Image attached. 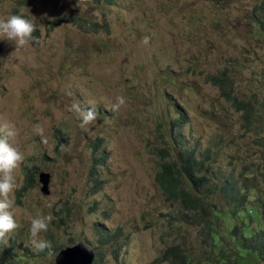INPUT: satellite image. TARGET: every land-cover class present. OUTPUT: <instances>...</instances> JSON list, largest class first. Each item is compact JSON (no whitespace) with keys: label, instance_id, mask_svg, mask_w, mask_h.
I'll list each match as a JSON object with an SVG mask.
<instances>
[{"label":"rangeland","instance_id":"374dc122","mask_svg":"<svg viewBox=\"0 0 264 264\" xmlns=\"http://www.w3.org/2000/svg\"><path fill=\"white\" fill-rule=\"evenodd\" d=\"M21 10L34 19L40 42L16 51L0 36V124L15 123L26 157L13 195L19 240L32 249L24 237L31 219L50 214L53 241H83L104 253L97 264H168L155 258L170 242L171 207L146 141L171 128L177 112L173 94L156 91L167 84L182 93L184 120L173 126L183 143L229 130L242 142L238 113L203 76L229 66L238 92L262 102L254 125L264 116V25L259 33L253 22L264 16V0H0V17ZM117 96L126 104L114 112ZM73 103L94 107L97 120L81 128ZM41 169L50 172L48 193L40 190ZM258 193L254 208L264 214L262 183ZM96 224L115 232V242L102 243ZM53 255L36 263L52 264Z\"/></svg>","mask_w":264,"mask_h":264},{"label":"trees","instance_id":"16d2710c","mask_svg":"<svg viewBox=\"0 0 264 264\" xmlns=\"http://www.w3.org/2000/svg\"><path fill=\"white\" fill-rule=\"evenodd\" d=\"M253 21L264 25V18ZM207 78L218 86L224 100L241 112L250 135L262 134L255 141L264 152V116L254 125L261 105L254 108L245 95L238 94L229 66L207 74ZM172 137L174 142L164 141L153 149L158 158L156 181L176 205L175 210L167 212V234L171 238L159 258L168 264H264V214L254 208L261 202L247 206L249 189L256 181L264 185V159L261 167L244 164L236 169L230 163L219 164L210 145L202 148L199 138L182 143L184 135ZM23 188L18 191L22 193ZM95 228L103 237L102 243L111 239L112 234L103 227L96 224ZM46 238L54 243L52 234ZM52 249L35 253L12 240L9 246L0 245V264H38L37 257L48 256ZM103 255L96 251L94 263Z\"/></svg>","mask_w":264,"mask_h":264},{"label":"clouds","instance_id":"9594fccd","mask_svg":"<svg viewBox=\"0 0 264 264\" xmlns=\"http://www.w3.org/2000/svg\"><path fill=\"white\" fill-rule=\"evenodd\" d=\"M102 1H105L107 3H113L114 0L110 2L107 0H102ZM260 18H264V16L259 14L258 17L253 20H257L260 22ZM260 28L261 26L257 24V29L259 33H260ZM36 31H37V25L34 19L27 17L24 14L23 10H21L19 14H11L7 17H0V36L5 37L7 40L14 42L16 45V51L19 49L28 47L31 43H39L40 42L39 37L34 35ZM148 42H149V38L145 37L144 43L147 44ZM224 66L226 65L223 64L220 66H214L211 70H208L207 72H205L203 79L206 82H209L210 84L214 85L218 89V86L216 84H213L207 78V74L214 73L217 70H220ZM163 75L167 77V73L164 72ZM234 88L238 92V90L236 89V86H234ZM169 94H173V97L175 100H172L170 104L173 110L177 112L176 115L169 118L172 121V126L171 128H168L166 130L159 129V130L153 131L152 133H153L154 140L152 142H150L149 140L146 141V144L148 145L150 152L154 156V160L156 164L154 180L161 191L162 189L156 181V172L158 170V165H157L158 158L153 152L154 146L162 145L164 144V141H167L169 143L174 142V139L172 137L173 134H177L180 136L184 135L181 131H179L177 128L173 126L174 119L176 118L179 119L175 121V123L184 120L183 118L184 97L182 93L179 90L167 84L160 86L156 91V95L160 98L165 95H169ZM218 94L224 100V98L220 95L219 91H218ZM238 94L242 96V94H240L239 92ZM247 98L249 99L251 103H253L254 108H257L258 105H262V102H256L249 97ZM125 104H126V98L124 96H117L116 102L112 105L111 110L114 112L119 111V109ZM227 104L236 113H238L237 120H240L241 124L239 125L237 130L241 131L240 135L242 136L241 138L242 142H239L237 139H235V135H234L236 133L235 130H229L226 133L215 131L205 140L203 139L202 135L195 133L193 139L199 138L200 145L202 148L206 147L207 145H210L211 151L215 152L214 156L217 159V162L219 164L230 163L231 166H234L236 169H239L244 164H249L253 167L254 166L261 167V164L264 159V152H263L262 146L258 144L255 141V139L260 138L262 134L258 133V134L250 135V132L247 131L246 124L244 123L243 118L241 116V112L235 109L233 105H230L229 102H227ZM69 110L77 113L78 118L81 121L80 123L81 128H86V126L93 124L97 120V112L94 107H88L84 109V108H81L80 104L73 103ZM180 110H182V112ZM34 131L42 137V142L47 144L48 142L47 138L44 137V128L40 124H37L35 126ZM160 134H162V136ZM18 135H19V129L17 128L15 123L4 122L3 124H0V245L9 246L10 242L12 240H15L17 245L21 244V245H27L29 247V244H26L20 241L18 234L15 233V231L20 227V224L18 223V218H17L15 201L13 199L14 192L16 191L18 187L16 173L21 168L22 164L24 163L26 159L25 153L21 150L18 144L15 143V140L18 137ZM225 135H227V138L225 137ZM175 140H178V138H176ZM224 140H225V143L222 144L221 142ZM181 142L183 143V141ZM94 144L97 149V142H94ZM59 148L61 151H65L66 145L60 144ZM242 148L243 150L239 153V151ZM249 153H253V155H256V158H254L255 156L249 157L248 156ZM40 171H47V170L41 169ZM39 172L37 173L38 180H39ZM47 172L49 173V177H48V183H49L50 172L49 171ZM39 182L42 185V182L40 180ZM48 183H47V189H49ZM261 183H262L261 181H258V182L256 181L255 186L249 189L251 194H250L247 206L253 205V202L256 203L259 201L260 194L258 193V186ZM27 185L28 184H23L22 186H20L18 190H20L24 186L23 190L25 191L26 188L28 187ZM41 185H40V190L43 193H48V192H44L41 189ZM24 191L22 193L17 191V193L23 194ZM162 193L164 195V199L168 201L171 207L169 210L171 211L175 210L176 209L175 203L168 200L163 191ZM49 207H51V205H49ZM167 217H168V213H167ZM52 220H53V217L50 214L49 215L37 214L36 217L31 219L30 229H29L30 234L28 231H26L24 235L26 239H28V237H31L30 243H31L32 249L30 250H33L35 253H41L53 247V249L50 250L49 255L46 257L49 259L51 253L54 251L52 264H55V257L61 249L67 246H73L79 242H82L88 248L93 249L94 257L92 259L91 264H95L94 262L97 259L95 249L88 246L83 241L77 240V241L72 242L71 244L58 245L55 243V241L53 244H51V242L47 240L46 235L51 234L50 223ZM60 226H61L60 222L56 221V227H60ZM104 230L106 229L104 228ZM189 230L193 232L192 228H190ZM43 232H45V236L41 238V233ZM106 232H109L112 234L111 240L115 242V239H116L115 232H110L107 230ZM159 254H160V251H159ZM159 254L156 256L155 261L157 262L166 261V260L160 259Z\"/></svg>","mask_w":264,"mask_h":264},{"label":"water","instance_id":"95a60500","mask_svg":"<svg viewBox=\"0 0 264 264\" xmlns=\"http://www.w3.org/2000/svg\"><path fill=\"white\" fill-rule=\"evenodd\" d=\"M48 177L47 171L39 172V180L42 182L41 189L44 192H48ZM93 257V249L79 242L61 249L55 257V264H91Z\"/></svg>","mask_w":264,"mask_h":264}]
</instances>
